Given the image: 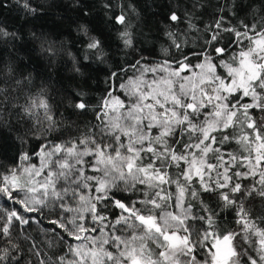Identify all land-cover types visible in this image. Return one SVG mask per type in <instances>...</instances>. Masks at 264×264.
Here are the masks:
<instances>
[{
  "label": "snow or ice",
  "instance_id": "snow-or-ice-1",
  "mask_svg": "<svg viewBox=\"0 0 264 264\" xmlns=\"http://www.w3.org/2000/svg\"><path fill=\"white\" fill-rule=\"evenodd\" d=\"M14 5L23 23L0 22V43L67 56L75 86L57 98L50 76L0 57V139L16 142L0 264H264V0L169 4L158 57L137 47L159 37L136 31L133 4L104 0L106 38L85 20L67 39L33 23L44 5Z\"/></svg>",
  "mask_w": 264,
  "mask_h": 264
},
{
  "label": "trees",
  "instance_id": "trees-1",
  "mask_svg": "<svg viewBox=\"0 0 264 264\" xmlns=\"http://www.w3.org/2000/svg\"><path fill=\"white\" fill-rule=\"evenodd\" d=\"M6 2L8 6L0 8V22L7 25L10 30H14L19 24L23 23L24 14L19 9V6L14 5V0H6ZM103 2L104 0H84V3L88 5V10L92 14L88 17H83L71 6L70 0H33L34 4L44 5V10L48 13L47 16H41L39 20H33V23L37 26L43 25L44 30L52 32L53 35L63 33L61 39H67L69 33L72 38H75L76 33L74 29L76 24L86 20L89 22L90 27L106 38L109 35V28L111 26L105 24L107 15L102 7ZM111 2L117 12L121 5H135L139 12V17L133 16L132 18L133 23L137 25L136 31L143 30L152 40L159 37V40H155V49H153L152 42L144 43L142 37H138L140 43L137 44V47L146 49V54L147 51H153L154 57H158L160 55V48L164 45L163 35L158 31V28L163 26L161 21L165 15L167 6L180 2V0H111ZM49 4H58L59 7L49 8ZM27 27H25V31H27ZM149 28H151V32L148 31ZM110 43V55H114L116 60H120V56L117 55L118 42L115 40L114 34L112 35ZM73 51H76V49H73ZM9 56L23 58L22 63L27 65V67L23 68L25 73L31 71L33 75L43 74L44 76H50L51 79L49 82L54 89L53 94L57 98H59V95H63V87L71 88L75 86V81L71 80V61L67 56H64L63 59L56 58L50 65L47 60L38 59L36 54L32 53V59L29 62L27 49L21 48L16 52H12L11 44L5 45L0 43V57L7 59ZM36 82L39 84L40 79H37ZM60 111L63 112L64 109L61 108ZM15 155L16 142L14 139H0V161L7 166L10 164L11 158L15 157ZM4 203L3 200H0V204ZM8 206H11L10 202ZM47 226V222L45 221L44 227ZM39 228L40 226L33 225V229H36V231L30 229L32 235L36 236L38 240L41 238Z\"/></svg>",
  "mask_w": 264,
  "mask_h": 264
}]
</instances>
